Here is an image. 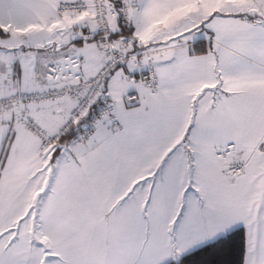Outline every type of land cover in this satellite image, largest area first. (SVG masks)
<instances>
[{
	"label": "snow or ice",
	"instance_id": "6c2138e0",
	"mask_svg": "<svg viewBox=\"0 0 264 264\" xmlns=\"http://www.w3.org/2000/svg\"><path fill=\"white\" fill-rule=\"evenodd\" d=\"M0 264H264V0H0Z\"/></svg>",
	"mask_w": 264,
	"mask_h": 264
}]
</instances>
